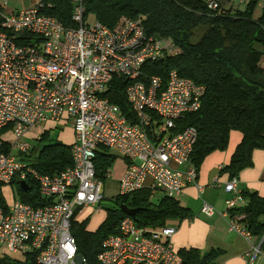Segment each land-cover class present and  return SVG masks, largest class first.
<instances>
[{
  "label": "built area",
  "instance_id": "2783aa9c",
  "mask_svg": "<svg viewBox=\"0 0 264 264\" xmlns=\"http://www.w3.org/2000/svg\"><path fill=\"white\" fill-rule=\"evenodd\" d=\"M40 1L13 10L6 7L8 0H0V130L10 134L0 137V185L30 178L51 202L32 207L14 199L6 208L0 205V247L9 254L36 252L39 264H76L71 218L75 210L103 199V182L94 165L99 146L126 161L119 195L148 188L175 198L188 184L203 190L191 162L197 131L180 128L177 122L200 108L205 86L176 70L168 72L166 82L144 75V64L174 54L177 48L169 39L147 34L141 14L122 17L110 28L97 20L88 22L87 0H68L76 26L65 27L40 11ZM207 5L218 6L213 0ZM258 6L264 9V0ZM113 78L126 82L124 93L134 122L105 95ZM47 121L68 122L75 134L72 164L53 175L41 174L21 159L31 150L27 132ZM6 145L9 150L3 151ZM237 181L234 176L224 184L225 191L234 193L225 201L224 216L244 204ZM201 212L211 216L217 210L203 201ZM230 216L229 230L250 239L245 224ZM175 232L172 226L146 230L127 216L118 233L102 241L97 262L180 264L171 241ZM262 242L264 235L254 254Z\"/></svg>",
  "mask_w": 264,
  "mask_h": 264
},
{
  "label": "trees",
  "instance_id": "16d2710c",
  "mask_svg": "<svg viewBox=\"0 0 264 264\" xmlns=\"http://www.w3.org/2000/svg\"><path fill=\"white\" fill-rule=\"evenodd\" d=\"M213 1L218 4L215 9L208 7V0H87L85 15L87 20L92 16L112 28L122 17L141 14L147 34L173 42L176 52L144 64V75H157L166 82L168 72L176 70L179 75L205 86L200 108L187 113L177 123L180 128L191 126L197 131L191 154L197 173L209 154L227 148L231 132L241 133L229 162L221 169L231 178L252 166L254 149H264V9L255 15L259 0H248L243 9L223 6L232 0ZM40 3L41 12L55 17L65 27L76 26L70 1L41 0ZM197 26H202V32L192 41V31ZM125 85L122 79L113 78L105 95L134 122L124 93ZM4 133V129L0 130V137ZM37 142L21 159L39 173L53 175L72 164L71 145L49 138L48 133L42 134ZM8 150V145L3 147V151ZM95 152V175L102 180L118 155L104 146ZM20 182L21 179L14 178L10 184L18 200L32 207L51 202L39 194L36 181L25 179L27 191L21 188ZM153 193L142 188L129 195L117 194L115 204L106 209V219L95 231L86 229L87 220L76 222L74 217L79 209L74 211L70 233L75 238L77 253L85 259L84 264H98L102 241L118 233L120 221L128 216L120 204L138 208L133 220L137 227L146 230L162 228L172 218L191 217L190 210L179 205L175 198L163 195L154 202ZM241 194L244 204L229 211L233 215L243 213L240 221L253 235L261 237L264 235V197L255 191H241ZM0 205L4 208L8 205L1 187ZM177 252L181 256L180 264H217L216 259L222 254L220 249L201 252L196 248H181ZM36 254L28 252L20 258L2 255L0 264H39Z\"/></svg>",
  "mask_w": 264,
  "mask_h": 264
},
{
  "label": "crops",
  "instance_id": "0c3cea01",
  "mask_svg": "<svg viewBox=\"0 0 264 264\" xmlns=\"http://www.w3.org/2000/svg\"><path fill=\"white\" fill-rule=\"evenodd\" d=\"M238 1L239 0L227 1L223 6L229 7ZM247 2L248 0L240 3L238 8H245ZM256 8H259L260 11L262 10L258 4ZM60 123L61 122L47 121L29 130L27 135L31 134V136L37 138L38 141L44 133H48L49 136V128ZM65 124L67 125H65V127H69L67 128L70 137L69 142H60L72 146L75 141L74 130L70 123L65 122ZM5 135L6 138H10V134L6 133ZM26 138H28V136H26ZM57 139L59 140V137ZM240 139V132H231L227 148L223 151H215L205 158L197 173V182L204 186L201 192L194 184H188L184 187L181 194L175 197L179 205L188 208L191 212V217L182 220L172 218L168 220V225H166L176 228L175 234L171 237L172 244L176 251H179L181 248H196L201 252H206L210 249H220L222 254L216 259L217 264H264V243L260 245L259 252L256 254L253 252V248L258 246L260 242V236L252 234L250 239H246L234 231L229 230L228 223L231 213L226 216L221 214L227 210L225 201L234 197L233 192L224 190V184L231 178L228 173L222 172L221 169L229 162ZM27 141L29 142L28 139ZM30 146L31 148L33 147L31 144ZM109 152L115 154L111 150H109ZM121 159L123 160V168L118 173V186L120 177L126 168V161L123 158ZM252 162L253 164L251 167L243 169L236 176L238 180L237 188L240 192L242 191V193L244 191H255L260 196L264 197V149L253 150ZM111 175L112 173L109 168V171L105 174V178L102 179L103 187L106 179L111 177ZM213 180H216L215 185L209 186L208 184L213 182ZM5 186H8V195L4 189ZM0 187L6 201L11 202L17 199L11 185H1ZM203 201L212 205L217 212L211 216L203 214L201 212ZM99 204L100 203L83 206L77 211L74 220L76 222L87 220L86 229L88 231H95L107 216V211H104ZM240 205L242 204L237 206ZM234 215L239 219L244 216L241 212H236ZM3 251V255H9L6 250L3 249ZM11 254H13L11 257L20 258L19 256H14L18 253Z\"/></svg>",
  "mask_w": 264,
  "mask_h": 264
},
{
  "label": "rangeland",
  "instance_id": "374dc122",
  "mask_svg": "<svg viewBox=\"0 0 264 264\" xmlns=\"http://www.w3.org/2000/svg\"><path fill=\"white\" fill-rule=\"evenodd\" d=\"M36 1L37 0H8L6 7L8 9H13V10L23 9V8L33 6ZM259 13H260L259 8H256L255 14H259ZM93 21H94V18L92 16H89L88 22L91 23ZM192 32L193 34H192L191 39L192 41H196L202 32V26L195 27ZM163 38L168 39L166 37H163ZM65 125H66L65 122L61 121L60 124H57L52 128H49L48 137L52 139H57L59 137V141L68 143L70 137H69V133H68L69 131L67 128L69 127H65ZM27 136H28L27 139L29 140L32 146H35L36 144H38L37 138L32 137L31 134H28ZM122 168H123V160L121 159V157H117L115 161L113 162L112 166L110 167V172L112 173V175L105 181L103 199L101 200L99 204V206H101V208L104 211L112 207L115 204L114 199L119 192L118 173L122 170ZM4 189L8 195L9 193L8 186H5ZM163 195L164 194L161 191H156L155 193L152 194V200L156 202L157 199L161 198ZM3 249H4L3 247H0V256H2L4 253ZM9 255L12 256L13 254H9ZM14 256L20 257V253L15 254Z\"/></svg>",
  "mask_w": 264,
  "mask_h": 264
},
{
  "label": "water",
  "instance_id": "95a60500",
  "mask_svg": "<svg viewBox=\"0 0 264 264\" xmlns=\"http://www.w3.org/2000/svg\"><path fill=\"white\" fill-rule=\"evenodd\" d=\"M20 186L24 191L28 190V185L25 181L20 182ZM120 209L127 215L131 216L132 218L135 217L136 211L138 208H130L125 204H120ZM76 264H84L83 256L81 254H77L75 256Z\"/></svg>",
  "mask_w": 264,
  "mask_h": 264
}]
</instances>
